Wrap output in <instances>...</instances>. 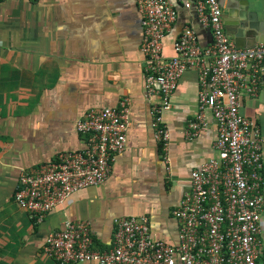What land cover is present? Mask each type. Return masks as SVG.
Listing matches in <instances>:
<instances>
[{
    "label": "crops",
    "instance_id": "crops-1",
    "mask_svg": "<svg viewBox=\"0 0 264 264\" xmlns=\"http://www.w3.org/2000/svg\"><path fill=\"white\" fill-rule=\"evenodd\" d=\"M171 1L178 14L163 55H174L186 26L209 44L211 32L194 9ZM239 1L264 16V0ZM141 41L135 0H0V264H60L44 246L66 220H87L101 251L112 248L114 220L124 215H147L155 238L177 243L172 209L189 187L190 172L217 156V124L207 112L197 135H186L199 104L198 71L186 70L164 114L170 132L166 169L152 125L151 105L158 97L147 91ZM263 75L264 69L257 95L241 89L240 111L264 137ZM122 99L129 103L130 127L106 181L74 192L41 221L31 217L14 200L20 173L62 151L84 148L77 121ZM262 159L264 177V142ZM261 227L264 249V208Z\"/></svg>",
    "mask_w": 264,
    "mask_h": 264
},
{
    "label": "built area",
    "instance_id": "built-area-1",
    "mask_svg": "<svg viewBox=\"0 0 264 264\" xmlns=\"http://www.w3.org/2000/svg\"><path fill=\"white\" fill-rule=\"evenodd\" d=\"M141 18V51L147 59L146 87L152 125L169 168L170 132L164 114L172 106L178 81L196 69L199 104L186 131L189 138L214 117L217 156L193 169L189 187L172 209L178 227L177 243L154 237L147 215H124L114 220L112 248H95L87 220H66L50 231L44 251L60 264H264L261 213L264 177L260 126L240 111L241 89L257 95L264 69V43L236 46L226 31L219 0H182L194 9L211 32L202 45L195 29L186 26L174 42V55H163L164 38L177 20L171 0H135ZM130 127L129 103L90 109L77 121L86 136L82 149L65 150L55 159L23 170L14 200L31 217L44 219L81 188L100 185L117 155L125 148Z\"/></svg>",
    "mask_w": 264,
    "mask_h": 264
},
{
    "label": "water",
    "instance_id": "water-1",
    "mask_svg": "<svg viewBox=\"0 0 264 264\" xmlns=\"http://www.w3.org/2000/svg\"><path fill=\"white\" fill-rule=\"evenodd\" d=\"M219 2L224 9L226 31L234 37L237 47L247 48L264 43V16L260 17L262 13L258 9L251 10L247 3L239 0Z\"/></svg>",
    "mask_w": 264,
    "mask_h": 264
}]
</instances>
